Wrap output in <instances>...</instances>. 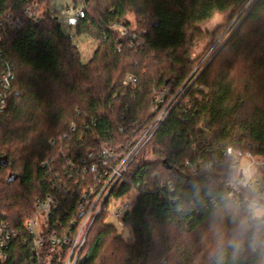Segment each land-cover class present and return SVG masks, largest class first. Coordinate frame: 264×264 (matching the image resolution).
I'll return each instance as SVG.
<instances>
[{"label":"trees","instance_id":"trees-1","mask_svg":"<svg viewBox=\"0 0 264 264\" xmlns=\"http://www.w3.org/2000/svg\"><path fill=\"white\" fill-rule=\"evenodd\" d=\"M35 1L41 8L30 16ZM248 1L73 0L85 14L67 34L51 0H0V19L23 20L0 27V51L16 67L0 110V228L9 234L0 264H63L65 246L36 255L26 227L36 201L56 198L50 226L60 220V231L74 233L85 213L80 203L106 178L84 171L87 153L111 150L116 166L165 107L76 264H264V218L251 216V191L229 196L225 181L236 174L224 156L228 147L264 155V0L242 11L219 53L186 81L196 68L188 50L203 35L199 25L217 12L236 15ZM74 37L95 44L90 57ZM129 74L136 80L125 85ZM200 161L212 166L195 174ZM134 189L120 218L131 234L124 238L107 222L109 203Z\"/></svg>","mask_w":264,"mask_h":264},{"label":"built area","instance_id":"built-area-1","mask_svg":"<svg viewBox=\"0 0 264 264\" xmlns=\"http://www.w3.org/2000/svg\"><path fill=\"white\" fill-rule=\"evenodd\" d=\"M38 6V2H34L32 6L27 7V14L32 16L33 11L32 8ZM69 11H72V16H70V25H73L76 23V21L79 18L84 17V8L83 7H69ZM35 17H37V14ZM23 25V20L21 18L14 17L12 14H5L4 17L0 19V27L4 30V32L15 29L16 27H20ZM1 33V30H0ZM16 79V67L15 65L7 58L2 51H0V110H2L5 105L7 104L9 92L12 88L13 82ZM136 78L133 75H130L127 77V79L124 81V84H128L131 82H135ZM167 114V113H166ZM166 116V115H165ZM163 116L162 119L165 117ZM158 120V119H157ZM154 121L151 126L146 130V132L142 135V137L139 139V141L135 144V146L144 139L146 140V137H151L154 133L156 127L159 125V121ZM161 120V119H160ZM162 121V120H161ZM148 139V138H147ZM242 150H236L233 147H228L225 152L224 156L228 158H234V164L233 169L236 171L237 168V159L241 156ZM110 156H113L110 153ZM130 156V155H129ZM127 157V159L129 158ZM263 157V160L261 162V165L264 168V155H261ZM82 163L85 164L84 171L89 172L97 181H101L104 177L105 181L98 191V193L94 196V198L91 200L88 198L86 201H82L80 203L81 209H83L84 216L82 218V221L80 224H76V229L74 233L71 229H68V231H60V228L62 227L61 221L59 220L58 223L55 226H50V219L53 216L54 210L58 207V200L52 196H48L45 199H38L37 200V210L39 213L44 214L46 224L43 225V228H39L38 224L40 222L38 220L34 219L32 222H28L27 229L34 238V243L36 247V255L40 256L41 249L44 246L52 247L53 249L59 248L62 249L63 246L66 247L65 256L63 258V264H76L77 259L79 257V254L81 252L82 246L85 242V238L87 235V232L91 226L92 222V213L95 207L97 206V203L99 202V199L103 194H105L103 197V200L105 201L108 197L107 195L110 194L112 188L115 186V184L119 180V176L121 174L118 173L120 170V165L113 167L109 164L107 154L106 152L103 153H93L89 151L87 153V158L82 160ZM129 165V164H128ZM212 165L210 162H199L196 165H194L193 170L195 174H199L210 168ZM101 167L104 168L101 171ZM111 169V172L109 173L108 169ZM125 170V169H124ZM225 185L229 188L230 193L229 196L234 198V196L241 192V188H249L248 190H251L254 194L257 195V199H254L250 202V212L251 216L254 219H262L261 217H256L252 214V207L256 205L257 207H263L264 211V178H261L260 180H254L251 176H242L237 181L233 182L230 180L225 181ZM92 191V189H91ZM96 197V198H95ZM102 200V202H103ZM133 203H131L129 200L125 201L123 204V208L119 207L116 210L117 215H122L128 208L132 206ZM102 205V203H101ZM100 205V206H101ZM100 209V208H99ZM99 209L97 211H99ZM96 216V215H95ZM121 217V216H120ZM71 224H74L72 221ZM60 227V228H58ZM0 246H5L6 239L8 238V235L6 237H3V232H6L5 227L0 228ZM7 234V233H6ZM5 256L4 254L1 256Z\"/></svg>","mask_w":264,"mask_h":264},{"label":"rangeland","instance_id":"rangeland-1","mask_svg":"<svg viewBox=\"0 0 264 264\" xmlns=\"http://www.w3.org/2000/svg\"><path fill=\"white\" fill-rule=\"evenodd\" d=\"M252 1H255V0H249L246 3V5L242 8L241 12L237 13L236 15L233 14V12H231V11H226V12H222V13L217 12V13H215V15L210 20L203 22L199 25V28L202 30L203 35L198 40H196L190 46V49L188 50L190 52L191 59L195 62L196 68L191 73L189 78L186 79V81L190 80V77L194 73H196V72L200 73L206 67V65L209 64L213 60V58L219 53L220 49L226 43L227 39L230 37L232 32L238 27L240 21H242V19H240V20L238 19L239 16L241 15L242 11L244 9H246L247 7L249 9L252 5ZM73 3H74L73 0H51L49 7H48V9L52 13V15L56 16L59 19V21L62 23V25H63L62 28L64 29V31L67 34H74V29L70 25L71 24L70 23V16H72L73 14H72V11L68 10V8L71 6L74 8L81 7L80 5L76 6L75 3L73 5ZM38 5H39V3H38ZM40 8H41V6H40ZM39 11H41V10H39ZM129 19L133 23V28L138 29V24H136V22H135L136 19L134 18L133 14H129ZM73 39L75 42L80 44L81 52H83V53L86 52L87 57H90L92 55L95 44L84 43L83 37H74ZM245 64H247V63H244V61H241L239 68H241L243 66L246 69H248V66H247L248 64L247 65H245ZM130 75H132V74H129L127 77H129ZM178 90L180 91L181 88ZM166 113H167V110L165 107L158 114V116L155 118L154 121H156L158 119L157 121H159V123H160V121L164 119V118L162 119V117L165 116ZM149 138L150 137L147 136L146 140L143 139L141 141V143L138 144V146L137 145L135 146V144L139 141V139H138L136 141V143L133 144L130 151L127 152L126 156L116 165V166H118V165L122 164L119 166L120 170L118 171V173L121 174L119 176V180L123 176L125 170L127 169L128 164H130V162L134 159V157L138 154V152L146 144V141H148ZM105 151L108 154L112 153L111 150H105ZM98 152L102 153L100 151H98ZM128 156H129V158L127 159ZM149 158H153V157L150 156ZM231 160L234 164V158L231 157ZM262 160H263V157L261 156V154L256 153L254 150L242 151L241 156L237 159V164H236L237 168L235 171L236 176L234 177V179H232L230 181L235 182L238 179H240L242 176H247V175L254 178V180L255 179L260 180L261 178H264V168L261 165ZM108 162L111 165L110 160H108ZM116 166H114V167H116ZM242 189L248 190L249 188H241V190ZM249 191H251V190H249ZM136 194H138V190L134 189L131 192V194L127 195L125 198L121 199V197H120V199H113V200L111 199V201L109 200L110 203H109V209L108 210H110V216L108 217L107 222L115 225L118 228L119 232H121L123 234L124 238L131 237V234H130L129 229L124 224H122L123 221L120 219L121 215L120 216L117 215L116 210L119 207L123 208L124 207L123 204L125 201L129 200L131 203H133L134 199L137 196ZM104 195L105 194H103V196ZM103 196L100 197L99 202L97 203V206L93 210L91 226L93 225V222H94L96 216L98 215V213L104 208V204L107 201L108 197L104 201L103 198L105 199V197H103ZM254 199H257L256 194H254V198L252 200L254 201ZM102 200H103V202H102ZM101 203H102V205H101ZM36 205H37V201L35 203V212H34L33 216L31 218H29V220L26 222V226H27L28 222H32V220L34 219V221L38 220L40 222V224H38L39 225L38 227L43 228L42 226L46 224V222H44L45 217L43 216L44 214L41 215V213L38 212ZM98 209H99V211H97ZM263 213H264L263 207L262 208L257 207L256 205H254L252 207V214L254 216L261 217V216H263ZM91 226H90V228H91ZM90 228H89V230H90ZM89 230H88V232H89ZM88 232H87V235H88ZM87 235H86V238H87ZM86 238H85V241H86ZM84 244H85V242H84Z\"/></svg>","mask_w":264,"mask_h":264},{"label":"water","instance_id":"water-1","mask_svg":"<svg viewBox=\"0 0 264 264\" xmlns=\"http://www.w3.org/2000/svg\"><path fill=\"white\" fill-rule=\"evenodd\" d=\"M256 1H257V0H256ZM256 1H255V2H256ZM255 2H254V3H255ZM251 7H252V6H251ZM12 179H13L12 177L9 178V180H12Z\"/></svg>","mask_w":264,"mask_h":264}]
</instances>
